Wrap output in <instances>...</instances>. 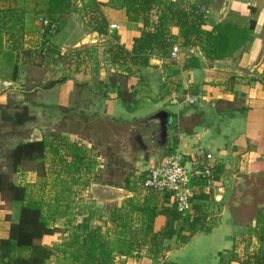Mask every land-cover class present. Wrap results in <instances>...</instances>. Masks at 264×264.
Returning a JSON list of instances; mask_svg holds the SVG:
<instances>
[{"label": "crops", "instance_id": "1", "mask_svg": "<svg viewBox=\"0 0 264 264\" xmlns=\"http://www.w3.org/2000/svg\"><path fill=\"white\" fill-rule=\"evenodd\" d=\"M120 1L96 0L98 8L94 10L105 22L104 32L95 30L87 18L89 13L86 12L90 9L85 8L87 0H77L73 3V11L61 18L56 33L46 34L38 20L33 22L37 27L31 26V10L20 8L23 1L0 0V85L7 86V91L0 92V103L10 93L16 101H22L27 109H31L30 113L34 115L31 122L38 120L40 107L62 110L65 115L59 116L58 120L72 124L71 128L65 127L58 134L47 137L50 145L44 157L49 172L71 173L64 178V197L46 196L41 186L43 176L35 169L22 166L15 176L16 183L24 186L29 194L26 201L32 199L40 203L42 216L53 232L42 235L35 242L36 247L31 249L9 251L0 248V264L15 260L18 253L25 257L40 254L45 257L43 264H75L69 256L72 248L68 244L74 227H68L83 222L93 214L89 213L93 208L82 209L77 215L73 212L77 197L71 190L77 185L70 181L76 184L72 169L78 163H75L74 151H69L70 146H78L77 139L85 142L87 147L91 146V140L74 129L73 120L80 127L92 124L91 120L98 118L130 122L160 109L171 112L174 119L163 154L180 151L188 158L211 153L216 163V183L209 193H205L201 182L195 183L192 209L186 214L178 213L175 221L176 233L182 238L175 234L163 241L162 259L154 257L147 242L144 260L181 264L179 256L182 255V259L188 258L184 264H244L246 261L264 264V0H239V4L229 0L226 11L222 9L225 0H210L209 3L214 5L212 8L202 4L208 10L204 29L211 30L219 23L246 29L245 37L223 58H207L198 45L183 46L177 39L175 57L170 52L166 56L156 54L150 57L147 66L140 68L123 58H114L109 50L115 42L114 35L120 45L131 50L133 40L140 35L143 26L141 20L128 19ZM40 5L35 8L38 17L44 15L45 4ZM251 21L254 22L252 27ZM110 24L117 27L110 28ZM15 28L21 31L22 39L14 36V30L10 31ZM170 30L174 36L178 35L176 26ZM28 31L32 32L30 44L26 42ZM84 37L89 42L76 46ZM41 40L56 53L46 51L48 47H40ZM119 74H127L122 89L132 95L130 110L118 96ZM187 97H195L196 101L188 102ZM81 110L84 112L79 117L77 113ZM31 135V139L43 138L35 128ZM140 148L143 154L145 149ZM63 154L69 155L64 163ZM78 154L84 163L87 162V167L83 166L81 171H97L101 166L103 158L98 153L81 150ZM156 155L150 153L146 159L139 155L137 172L147 171L151 163L161 161L163 155L158 150ZM143 162L146 163L143 165ZM62 165L65 171L61 170ZM238 175L244 177L246 186H252L253 181L259 186H252L250 191L238 195L241 188ZM99 184L105 182L95 184L97 190ZM84 186H88L87 180L78 187ZM150 190L143 198L145 202L156 203L158 208L172 206L167 195L158 191V194H152ZM92 198L95 205L120 200L99 195ZM58 200L68 208L57 214L50 210ZM134 201L143 203L142 198ZM116 204L120 206V202ZM19 210L18 203L7 200L0 193V240L10 238L12 224L20 218ZM104 218L91 217L90 227L100 224L98 221ZM166 221V215H156L153 230H161ZM98 224L95 226L102 230ZM111 233L110 237L117 236L115 229ZM138 250L133 252L138 253Z\"/></svg>", "mask_w": 264, "mask_h": 264}, {"label": "trees", "instance_id": "2", "mask_svg": "<svg viewBox=\"0 0 264 264\" xmlns=\"http://www.w3.org/2000/svg\"><path fill=\"white\" fill-rule=\"evenodd\" d=\"M120 2L126 10L128 19L141 20L143 26L140 35L134 38L131 50H126L120 45L116 35L113 36L115 42L110 45L109 50L112 51L114 58H123L137 68L147 66L150 57L153 55L166 56L177 39H180L183 46L198 45L207 58L220 59L232 51L238 41L245 37L246 29L234 28L230 24L219 23L211 30L204 29L202 26L206 22V17L201 11L203 3L199 0H121ZM97 6L98 3L95 0H87L85 8L90 9L85 12L89 13V21L94 24V29L98 32H104L106 31L105 22L97 10H94L98 8ZM73 8L72 0H46L43 13L58 24L57 31L61 25V18L72 12ZM92 12L95 13L92 14ZM253 25L254 22L251 21L250 27ZM172 26L178 28L177 36L171 33L170 28ZM45 33L53 34L49 33L47 28H45ZM46 51L56 53L54 49L49 50V47ZM126 76L127 74H119L117 78L119 81L118 96L122 104L130 110L132 108L130 106L132 95L122 89ZM22 109L23 112H17L14 116L13 123L16 126L26 125L34 117L25 105ZM49 145L50 142L45 137L32 140L25 139L16 143L5 154V159L9 161V169L1 170L2 167H0V193L7 200L20 205V218L17 223L12 224L10 238L0 240V248L4 247L9 251L21 250L19 248L31 249L36 247L35 242L42 235L53 232V229L47 226V222L42 216L40 203L32 199L26 201L29 196L26 188L18 185L15 180L16 172L21 169L25 162L44 164L45 153ZM77 147L75 148L77 151H74L77 159L75 163L85 168L87 162L84 163L82 156L78 154ZM71 152L73 153V151ZM163 157H165L164 154ZM146 173L147 171L141 172L145 176ZM11 175L14 177L12 178ZM109 183L112 184L113 182ZM150 191L157 193L155 190ZM64 196L62 190H57L53 195L56 199ZM59 202V200L56 201L60 204ZM64 208H68V205L63 206V210ZM89 213L92 214L93 212L90 210ZM158 214L166 215L167 221L161 230L154 231L153 221ZM177 216L179 215L173 205L158 208L156 203L151 201L145 202L144 200L143 203H138L129 197L125 200L124 206L114 204L110 212V221L116 224L115 234L117 236L110 238L101 233L99 226L90 227L91 216L88 215L83 222L73 226L74 232L68 241L72 248L69 250V256L72 257L75 264H114L115 256H128L132 250L134 251L149 242L152 247V254L157 258L165 239L171 238L175 234L182 238L179 233H176L175 221ZM44 258L40 254L25 257L18 253L15 260L4 264H43Z\"/></svg>", "mask_w": 264, "mask_h": 264}, {"label": "rangeland", "instance_id": "3", "mask_svg": "<svg viewBox=\"0 0 264 264\" xmlns=\"http://www.w3.org/2000/svg\"><path fill=\"white\" fill-rule=\"evenodd\" d=\"M22 1H23V5L20 8H26L27 11L31 10L30 11L32 17L31 26L33 25V27H37V25L33 23L34 21L38 20V15H36L38 11L35 10V8L37 7V5L41 4L40 6H42L43 4H45L44 0H21V2ZM72 1L74 4L77 3V0H72ZM199 1L202 2L205 7L212 8L214 6L213 4L209 3L210 0H199ZM235 2L239 4V0H235ZM38 10L40 11L42 9L39 8ZM87 18L89 19V17ZM41 27H42L41 28L42 32H45L44 26L41 25ZM10 31H13L14 36L17 35L16 36L17 39H22L20 35L21 31L19 29L16 30L15 28V29H11ZM30 32L28 31L26 33V37H27L26 42H28L29 44L31 43L30 36L32 34V32L31 33ZM41 42L42 43L39 44L40 47L41 46L48 47L47 43L44 40H41ZM48 43L50 44L49 39H48ZM8 87H11V85H8ZM6 88H7L6 85L5 86L0 85V92L7 91ZM30 99H32V95ZM16 100L17 99L15 96L8 93L7 96H5V101H2V103H0V167H2V169L0 168L1 170L9 169V161L5 159V154L7 153V151L11 149L13 146H15L16 143L22 140L25 139L32 140L31 133H33L34 128L38 129L41 135L43 137L46 136L45 138L47 139L49 135L58 134L65 127L71 128L72 126L71 123L69 125H66L65 124L66 121H64L63 119L58 120L59 116L63 117L65 115L63 114L62 110L59 111L58 109H56V111H54L51 108L48 110L40 107L38 108L40 109L38 120L36 121L34 120L33 122H27V124L23 126H16L13 123V120H15L14 116L16 115L17 112H23L22 107L24 106L22 104V101H16ZM45 106H47V104H45ZM83 112L84 111L81 110V112L77 113V115L81 117L83 115ZM93 114H91V116H93ZM72 118L73 116L71 117V119ZM133 120H137V119H133ZM73 121L74 122L72 123L74 129L79 131L77 133H80L81 135L91 140L90 141L91 146L87 147L85 142H81V139H77L78 143L80 142V144L77 147L78 151L87 150L93 154L98 153L103 158V160L100 163L101 166L98 168L97 171L89 170L84 172L80 170V168L82 167H80L79 165L75 166L72 169L73 177L75 178L76 184H74V182L72 181H70V183L72 185H77V187H74V190H71L72 192H74V196L77 197L76 199L77 203L73 208V212L74 214L77 215V213H81L80 210L82 209L88 210L90 209V207H92L93 214L90 216L93 219L95 218L97 219L98 216L105 217L103 220L98 221L100 222V224L95 223L92 226H95L96 224L100 225L101 228L103 227L102 230L105 233L103 234L110 237V234H112L111 231L115 229V225H116L110 221V212L114 204L120 202L119 205L124 206L125 200L129 197L133 198L134 200L135 199L138 200L139 198L140 199L142 198L143 201L144 200L143 198H145L146 193L149 191V188H145L143 186L145 175L141 174L142 171L137 172L138 156L140 155V157H142L143 159L144 158L146 159V157L149 156L150 153H153L155 156H157L156 153L158 149L153 147L152 145H149L148 142L142 139L143 133L141 132L140 127H132V126L130 127V125L124 122L118 123L115 120H112L111 118H106V119L98 118V119H94L93 121L91 120L92 124L88 123L85 125V127H80V124L76 125L75 120ZM138 134H140L142 142L146 147L144 148L145 154L144 153L142 154L143 150L140 148L139 144L133 139V137H135ZM75 148L76 147H70L69 151L70 152L77 151ZM63 157L64 158L62 159V161L63 160L65 161V158L69 157V155L63 154ZM122 158H124V160H122ZM164 158L165 157H163V159ZM44 162L45 164H38V163L35 164V163L25 162L23 168L35 169L38 172V174L40 173L43 175L42 178L43 181L41 186L43 185L42 191L44 192V194H47L46 196L48 195L52 196L57 190H62L65 193L64 182H66L65 181L66 179L64 178L66 176H70L71 173L62 172L59 174H54L52 172H49L48 161H44ZM145 163L146 162H143L142 164L144 165ZM154 163L156 164L157 162L154 161ZM61 170L65 171V166L62 165ZM11 176L12 178L14 177L13 175ZM55 176H57L56 180H54ZM84 180H87L89 188H87L88 186L87 187L84 186V188L78 187L80 183H84ZM102 182H105V184H109L112 186H118L124 191L115 192V190H110L108 188H105L104 191H102L101 190L102 187L100 186H98V190H97L95 188V184ZM109 182H113V183L111 184ZM90 186H92L91 189ZM131 186H133L132 189ZM156 194H158V192ZM96 195L111 199L119 198L120 200H116V202L114 203L110 200V201H106L104 205H95L92 196H96ZM63 206H64L63 203L54 204V206L51 208L50 211L55 213L62 212ZM71 226L73 227L74 224L70 225V227L68 228H71ZM147 246L148 244L142 245V247L139 248L138 253H135L132 250L128 256L123 255L121 257L120 255H117V259H115L114 264H157L156 260L162 259L161 256L164 253L161 254L160 252L157 256V259L154 260L153 262H149V260L146 259L144 260V257L147 256V254L145 253V248H147ZM181 256L182 255L179 256V263L184 264L185 262L188 261V258L182 259ZM244 264H251V263L250 261H246L244 262Z\"/></svg>", "mask_w": 264, "mask_h": 264}, {"label": "built area", "instance_id": "4", "mask_svg": "<svg viewBox=\"0 0 264 264\" xmlns=\"http://www.w3.org/2000/svg\"><path fill=\"white\" fill-rule=\"evenodd\" d=\"M96 1V0H95ZM201 11L208 12L205 7ZM89 17V14H88ZM39 22L49 33H55L58 24L47 16L38 17ZM116 28V24H110ZM172 57L177 54V47L172 46ZM188 102L196 101L195 97H187ZM201 182L205 193L214 190L216 183V163L211 153H200L186 157L180 151L170 152L157 164H151L143 182L145 188L153 189L168 196L169 201L179 214H185L192 209V197L195 183Z\"/></svg>", "mask_w": 264, "mask_h": 264}, {"label": "water", "instance_id": "5", "mask_svg": "<svg viewBox=\"0 0 264 264\" xmlns=\"http://www.w3.org/2000/svg\"><path fill=\"white\" fill-rule=\"evenodd\" d=\"M229 0L224 1L223 11H226L227 5ZM89 42V39L84 37L82 38L76 46H80L81 44H85ZM173 115L166 109H160L144 118H140L133 121L124 122L132 127H140L141 132L143 133L142 139L152 145L153 147L157 148L160 152V155H163L164 151L167 148L168 143V132L170 130L171 124L173 123ZM133 139L140 144L141 147L145 148L144 143L140 137V134L133 137ZM264 178V174H262ZM238 183L241 188H239L237 194L241 195L245 190L250 191L254 186L258 187L259 184L253 181V187L246 186L244 183V177L237 176ZM264 181V180H263ZM101 187L108 188L110 190H115V192L124 191L118 186H112L109 184H99ZM252 196V194H248Z\"/></svg>", "mask_w": 264, "mask_h": 264}, {"label": "flooded vegetation", "instance_id": "6", "mask_svg": "<svg viewBox=\"0 0 264 264\" xmlns=\"http://www.w3.org/2000/svg\"><path fill=\"white\" fill-rule=\"evenodd\" d=\"M139 146H140V144H139ZM141 147V146H140Z\"/></svg>", "mask_w": 264, "mask_h": 264}]
</instances>
